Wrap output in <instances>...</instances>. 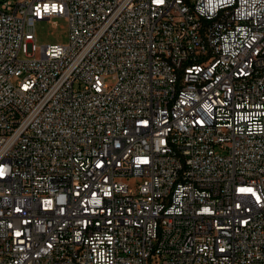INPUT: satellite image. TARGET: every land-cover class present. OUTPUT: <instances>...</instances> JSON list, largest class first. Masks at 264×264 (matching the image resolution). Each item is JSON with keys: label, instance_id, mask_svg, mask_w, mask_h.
<instances>
[{"label": "built area", "instance_id": "built-area-1", "mask_svg": "<svg viewBox=\"0 0 264 264\" xmlns=\"http://www.w3.org/2000/svg\"><path fill=\"white\" fill-rule=\"evenodd\" d=\"M0 264H264V0H0Z\"/></svg>", "mask_w": 264, "mask_h": 264}, {"label": "rangeland", "instance_id": "rangeland-1", "mask_svg": "<svg viewBox=\"0 0 264 264\" xmlns=\"http://www.w3.org/2000/svg\"><path fill=\"white\" fill-rule=\"evenodd\" d=\"M35 30L36 58H40L41 56V47L53 44H65L68 41V26L63 18L38 22ZM19 58H25V55L20 52ZM106 81L109 85L112 84L111 77H108Z\"/></svg>", "mask_w": 264, "mask_h": 264}]
</instances>
